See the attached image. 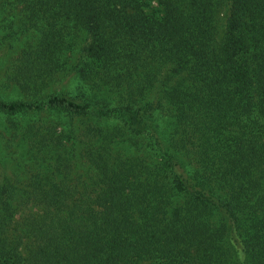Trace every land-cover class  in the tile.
Instances as JSON below:
<instances>
[{"label": "trees", "instance_id": "16d2710c", "mask_svg": "<svg viewBox=\"0 0 264 264\" xmlns=\"http://www.w3.org/2000/svg\"><path fill=\"white\" fill-rule=\"evenodd\" d=\"M0 264H264V0H0Z\"/></svg>", "mask_w": 264, "mask_h": 264}]
</instances>
